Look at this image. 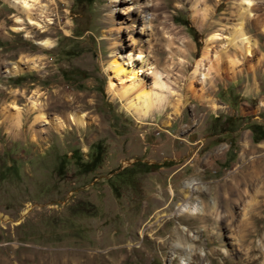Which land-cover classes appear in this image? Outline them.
Here are the masks:
<instances>
[{
  "label": "rangeland",
  "instance_id": "rangeland-1",
  "mask_svg": "<svg viewBox=\"0 0 264 264\" xmlns=\"http://www.w3.org/2000/svg\"><path fill=\"white\" fill-rule=\"evenodd\" d=\"M237 2L38 0V29L0 0V264H264V187L249 181L252 159L264 162L252 140L264 132V25L244 29L256 48L235 67L217 55ZM139 53L154 67L141 86L163 102L137 122L107 92L106 68ZM27 57L42 69L5 73ZM33 91L51 123L34 122ZM72 112L86 126L57 131ZM180 203L201 214L177 216Z\"/></svg>",
  "mask_w": 264,
  "mask_h": 264
},
{
  "label": "bare ground",
  "instance_id": "bare-ground-1",
  "mask_svg": "<svg viewBox=\"0 0 264 264\" xmlns=\"http://www.w3.org/2000/svg\"><path fill=\"white\" fill-rule=\"evenodd\" d=\"M5 1L14 8H17L18 11H20V13L24 14L28 24L31 27L41 29L46 24L45 21H43V19L41 18L42 16L40 15L34 16L30 13L31 9H33L32 7L37 3L38 0H5ZM237 1L238 2L236 4V10L234 14L236 17V23L233 26L232 31L228 35H226V38L224 37L223 38L224 40L220 41L221 48L219 49L217 54L222 59H226L227 63L231 67H235L236 65H238L239 60L236 58L237 56H241L243 59L245 57L252 56V53L256 48V43L248 35H246L244 29L250 23L253 24L254 27L257 25L263 27L264 25V19L259 20L257 15L255 16L256 14L255 11L258 9L256 8L255 6L256 4H254V2H256L257 0H237ZM40 9L41 10H39V14H41L42 10L45 8L43 7V9L42 8ZM205 11L206 10H204V14L206 13ZM15 23L20 24L21 21L19 19H16ZM13 29L14 31H18L21 28L14 27ZM216 37L217 34L213 33L209 37L208 41L214 42V39ZM39 44L44 49H50L52 47V43L47 39ZM208 46L209 45H206L204 47L200 59L197 62L198 66H203L204 65L203 63H205L206 61L208 62V56H209ZM228 48H231L235 51V56L229 55V51L227 50ZM119 58L120 57L116 55L112 56V59L107 65L106 71H108L110 77L108 78L106 89L109 94L117 98L119 101H126L125 106L123 105L124 110L126 111V113L134 116L133 118H135L138 122L144 119L145 117H147L148 115H150L152 109L157 107L158 105H161V103L163 102L161 94H159L157 91L156 92L147 91L146 89L143 88L144 86H141V80L138 78L137 75L138 71L142 69L146 68L147 70H151L154 67L151 64V62L148 60V57L142 53H139L135 60L134 59L131 60L128 58L127 61H123V60L121 61ZM40 61H41L40 57H32L29 59L27 57L26 59L17 62L7 63L5 66V73L10 76H14L23 72V69L26 71H39L42 69ZM135 61H137V64L135 63ZM114 79L117 81L116 83H113L112 80ZM153 85H155L156 90H159L161 93V90L163 89L164 86L162 83H160L159 79L157 78V74H155ZM38 97L39 95L35 91H33L32 95L28 98L29 101L28 109L30 112L36 113V116L34 117V122L49 124L51 123V121H49L47 119L48 117H46L39 110L40 103L38 102ZM212 106L215 107V105ZM174 108H175V112L178 113L179 110L178 106L175 105ZM12 109L17 111L18 114L16 113L17 115H15L10 120L13 119V121H15V123L18 124L20 118L19 113L21 109L16 104L12 105ZM67 117L68 118L66 121H63L64 119L62 121L56 119L52 120V124L55 126V129L57 131L67 128L68 123L69 125L74 126L76 128H84L87 124L86 121L87 117L85 113L72 112L69 113ZM243 153L244 154L247 153L246 144H243ZM249 166H251V169L253 170L249 181L252 183V185L255 182L257 184L259 182L261 183V188H263L264 162H262L261 158L252 159V162L250 163ZM261 188L256 189L255 194L259 193ZM170 193L172 194V190L170 191ZM193 193H194L193 186L186 183L183 190V194L185 198L184 201L189 199V197ZM250 208H252V206ZM176 211H177V216H179V214H186V213L191 216H197L201 214V210L197 208V206H193V205L191 206L188 205L187 203L178 204ZM158 218L159 217L155 218V222L158 221ZM181 229L185 230L184 227H181ZM139 236L143 238V233H140ZM262 248L264 252V247Z\"/></svg>",
  "mask_w": 264,
  "mask_h": 264
},
{
  "label": "trees",
  "instance_id": "trees-1",
  "mask_svg": "<svg viewBox=\"0 0 264 264\" xmlns=\"http://www.w3.org/2000/svg\"><path fill=\"white\" fill-rule=\"evenodd\" d=\"M182 25L185 26V27L189 30V32L191 33V35H193V30H192L191 28L188 27L187 22H183ZM258 126L260 127V125H258ZM263 139H264V132H263L262 134H260V135L258 136V138L255 139L254 136H253V138H252L253 142H257L258 140H263Z\"/></svg>",
  "mask_w": 264,
  "mask_h": 264
}]
</instances>
